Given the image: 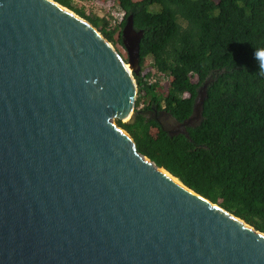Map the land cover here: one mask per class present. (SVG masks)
<instances>
[{
  "label": "water",
  "instance_id": "95a60500",
  "mask_svg": "<svg viewBox=\"0 0 264 264\" xmlns=\"http://www.w3.org/2000/svg\"><path fill=\"white\" fill-rule=\"evenodd\" d=\"M128 60L57 0H0V264H264V231L142 153ZM129 64V66H128ZM210 79L171 134L202 119Z\"/></svg>",
  "mask_w": 264,
  "mask_h": 264
},
{
  "label": "trees",
  "instance_id": "16d2710c",
  "mask_svg": "<svg viewBox=\"0 0 264 264\" xmlns=\"http://www.w3.org/2000/svg\"><path fill=\"white\" fill-rule=\"evenodd\" d=\"M57 1L116 46L134 15L144 30L134 72L137 115L118 124L156 164L264 231V73L255 58L264 49V0H112L126 13L117 28L76 0ZM208 79L202 119L187 126L188 134L163 128L159 110L184 120Z\"/></svg>",
  "mask_w": 264,
  "mask_h": 264
},
{
  "label": "rangeland",
  "instance_id": "374dc122",
  "mask_svg": "<svg viewBox=\"0 0 264 264\" xmlns=\"http://www.w3.org/2000/svg\"><path fill=\"white\" fill-rule=\"evenodd\" d=\"M76 1H77L78 5L81 7H84L87 12H89V13L93 12V13L99 14L101 16H103V14H104L106 4L110 3L113 7H117L112 0H76ZM74 11L76 12V10H74ZM76 13H78V12H76ZM113 45L119 50L120 53H122V55L126 58V61H127L128 60V54H127V51H126L124 44L119 43L117 46L115 44H113ZM149 64H150V58H147V62L145 63L146 68L149 67ZM169 80H170V76L168 74L166 77L162 78L163 87H167L166 83L169 82ZM116 121H117V119H116ZM117 123H118V121H117Z\"/></svg>",
  "mask_w": 264,
  "mask_h": 264
},
{
  "label": "built area",
  "instance_id": "2783aa9c",
  "mask_svg": "<svg viewBox=\"0 0 264 264\" xmlns=\"http://www.w3.org/2000/svg\"><path fill=\"white\" fill-rule=\"evenodd\" d=\"M125 10L118 7H113L110 3L106 4L103 16L110 28H117V26L124 20ZM156 77H151L150 81H155ZM144 103H141L143 105Z\"/></svg>",
  "mask_w": 264,
  "mask_h": 264
},
{
  "label": "clouds",
  "instance_id": "9594fccd",
  "mask_svg": "<svg viewBox=\"0 0 264 264\" xmlns=\"http://www.w3.org/2000/svg\"><path fill=\"white\" fill-rule=\"evenodd\" d=\"M255 58L259 60V68L264 73V49L258 50L255 53Z\"/></svg>",
  "mask_w": 264,
  "mask_h": 264
},
{
  "label": "flooded vegetation",
  "instance_id": "af4514ba",
  "mask_svg": "<svg viewBox=\"0 0 264 264\" xmlns=\"http://www.w3.org/2000/svg\"><path fill=\"white\" fill-rule=\"evenodd\" d=\"M159 111H160V112H159ZM159 111H158V112H159L160 115L163 114V113H166V111H165V110H162V109L159 110ZM151 113L154 114V115H156V111H155L154 113L151 111ZM156 116H157V115H156ZM160 123H161V124L165 123V126H166V127H169L168 125H170V124H168V122H166V120H164V121H160Z\"/></svg>",
  "mask_w": 264,
  "mask_h": 264
},
{
  "label": "bare ground",
  "instance_id": "6f19581e",
  "mask_svg": "<svg viewBox=\"0 0 264 264\" xmlns=\"http://www.w3.org/2000/svg\"><path fill=\"white\" fill-rule=\"evenodd\" d=\"M128 66H129V64H128Z\"/></svg>",
  "mask_w": 264,
  "mask_h": 264
}]
</instances>
